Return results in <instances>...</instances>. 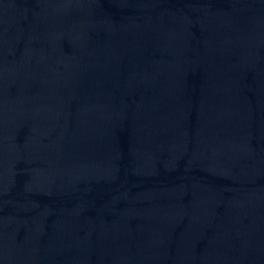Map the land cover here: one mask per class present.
I'll list each match as a JSON object with an SVG mask.
<instances>
[{"label": "water", "instance_id": "water-1", "mask_svg": "<svg viewBox=\"0 0 264 264\" xmlns=\"http://www.w3.org/2000/svg\"><path fill=\"white\" fill-rule=\"evenodd\" d=\"M0 264H264V0H0Z\"/></svg>", "mask_w": 264, "mask_h": 264}]
</instances>
